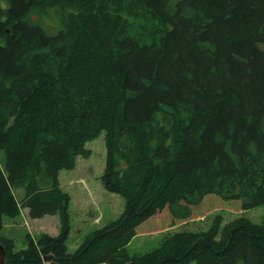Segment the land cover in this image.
<instances>
[{
  "label": "trees",
  "instance_id": "trees-1",
  "mask_svg": "<svg viewBox=\"0 0 264 264\" xmlns=\"http://www.w3.org/2000/svg\"><path fill=\"white\" fill-rule=\"evenodd\" d=\"M103 131L100 178L123 210L69 252L58 173ZM207 194L264 203V0H0L4 264H264V218L128 252L147 219H187ZM24 208L58 232L15 248L3 218Z\"/></svg>",
  "mask_w": 264,
  "mask_h": 264
},
{
  "label": "rangeland",
  "instance_id": "rangeland-1",
  "mask_svg": "<svg viewBox=\"0 0 264 264\" xmlns=\"http://www.w3.org/2000/svg\"><path fill=\"white\" fill-rule=\"evenodd\" d=\"M90 155L78 156L75 169L60 171L61 188L70 195L69 210L71 230L67 249L72 252L84 237L95 227L117 219L124 205L121 194L107 190L100 178L105 164L104 131L85 143ZM79 179V180H78ZM63 186V187H62ZM20 192V191H19ZM16 191V195H19ZM25 210L15 217L3 218L2 233L13 238L15 248L26 246V234L36 237L42 232L53 233L57 230V215L47 214L38 219H30ZM219 216L221 226L236 217H247L254 222L264 218V203L250 208H242L240 199H222L216 194H207L198 205L192 206L187 219H176L169 211L150 217L137 227L136 235L127 244L130 254L145 253L157 245L167 233L181 230H206ZM186 264H196L190 261Z\"/></svg>",
  "mask_w": 264,
  "mask_h": 264
},
{
  "label": "crops",
  "instance_id": "crops-1",
  "mask_svg": "<svg viewBox=\"0 0 264 264\" xmlns=\"http://www.w3.org/2000/svg\"><path fill=\"white\" fill-rule=\"evenodd\" d=\"M78 157H77V159H76V165L78 164ZM76 165H75V167H76ZM75 167H74V169H75ZM61 171V170H60ZM60 171H59V173H58V178H59V175H60ZM79 180V179H78ZM59 181H60V185H62V182L63 181H61V179L59 178ZM63 187V186H62ZM22 210L24 211L25 210V213L27 214V209L26 208H24V209H21V213H22ZM56 215V214H55ZM28 216V215H27ZM44 216H46V215H44ZM44 216H42V217H44ZM42 217H40V218H42ZM58 217V216H57ZM30 218V217H29ZM30 219H38V218H30ZM58 232V228H57V230H55V232L53 233V234H56Z\"/></svg>",
  "mask_w": 264,
  "mask_h": 264
},
{
  "label": "water",
  "instance_id": "water-1",
  "mask_svg": "<svg viewBox=\"0 0 264 264\" xmlns=\"http://www.w3.org/2000/svg\"><path fill=\"white\" fill-rule=\"evenodd\" d=\"M4 247L0 243V264H4L3 262L5 261V250H3Z\"/></svg>",
  "mask_w": 264,
  "mask_h": 264
}]
</instances>
